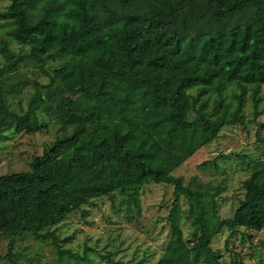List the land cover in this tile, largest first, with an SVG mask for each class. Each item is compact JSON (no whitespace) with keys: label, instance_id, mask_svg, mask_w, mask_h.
Here are the masks:
<instances>
[{"label":"trees","instance_id":"obj_1","mask_svg":"<svg viewBox=\"0 0 264 264\" xmlns=\"http://www.w3.org/2000/svg\"><path fill=\"white\" fill-rule=\"evenodd\" d=\"M194 4L201 10L191 9ZM31 11L39 13L29 19ZM2 19L13 24L9 41L29 49L11 52L0 74L27 56L49 80L33 82L23 111L10 109L0 84V134L35 131L38 112L56 115L62 132L29 169L0 174V234L45 236L81 205L115 191L127 210H140L138 190L150 181L173 184L170 237L153 264H221L211 236L224 228L232 235L264 227V159L249 166L244 195L228 217L219 215L208 184L184 185L171 172L217 137L223 123L244 125L248 97L257 112L264 86V0H10L0 9ZM1 49L10 51L7 43ZM60 54L63 64L44 69L48 57ZM44 89H70L77 96L53 104ZM137 131L155 151L128 145ZM167 153L173 157L155 170L158 156ZM181 196L190 240L180 223ZM228 251L229 264H245L237 251ZM2 256L21 264L11 243ZM105 258L106 264H132Z\"/></svg>","mask_w":264,"mask_h":264},{"label":"rangeland","instance_id":"obj_2","mask_svg":"<svg viewBox=\"0 0 264 264\" xmlns=\"http://www.w3.org/2000/svg\"><path fill=\"white\" fill-rule=\"evenodd\" d=\"M10 0H0V9L8 6ZM200 11L201 5L194 4ZM38 11L28 13V18L37 16ZM13 24L10 19L0 20V66L11 58V52L24 53L28 45L9 41V31ZM7 43L9 50H2ZM66 60L65 55L48 57L44 69L52 71ZM49 77L39 66V62L24 56L15 67L6 68L0 74V84L4 88L10 109L23 111L34 91L33 82H48ZM233 85L227 88L231 97ZM43 96L53 104L76 98L74 90H43ZM262 99L255 107L247 98L244 105L245 124L238 121L223 123L219 134L210 142L199 147L193 154L172 169L173 175L182 177L184 185L208 184L209 194L217 202L221 217L231 216L244 195L242 180L249 172V166L257 159H264V86ZM193 116V112L189 114ZM40 125L35 131L16 132L5 129L0 134V174L29 169L30 160L41 154L61 134L59 121L54 114L38 112ZM128 145L135 148L156 150L153 141H146L137 131ZM215 163L200 165L204 159L218 155ZM173 154L158 156L155 170H162ZM140 210H127L122 203V194L115 191L92 198L72 211L61 222L52 225L44 235L29 231L14 236L0 234V254L7 251L11 243L18 253L21 264H106L105 257L121 259L132 264H153L164 251L170 237L169 209L173 200L171 182L150 181L138 190ZM181 227L187 240L192 238V225L185 216L187 202L180 197ZM200 231L209 235L208 229L200 222ZM211 245L222 254L221 264H229L228 247L238 252L245 264H264V227L244 233L229 234L227 229L211 236ZM58 247L62 252L58 253ZM77 253L72 257L66 251ZM0 264H10L6 257H0Z\"/></svg>","mask_w":264,"mask_h":264}]
</instances>
